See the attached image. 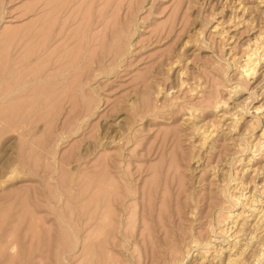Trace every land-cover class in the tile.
Wrapping results in <instances>:
<instances>
[{
	"label": "rangeland",
	"instance_id": "374dc122",
	"mask_svg": "<svg viewBox=\"0 0 264 264\" xmlns=\"http://www.w3.org/2000/svg\"><path fill=\"white\" fill-rule=\"evenodd\" d=\"M237 1L228 43L211 25ZM263 26L256 0H0V264H219L213 219L249 150L215 104L261 125L229 48Z\"/></svg>",
	"mask_w": 264,
	"mask_h": 264
},
{
	"label": "bare ground",
	"instance_id": "6f19581e",
	"mask_svg": "<svg viewBox=\"0 0 264 264\" xmlns=\"http://www.w3.org/2000/svg\"><path fill=\"white\" fill-rule=\"evenodd\" d=\"M256 1L260 7L261 14L264 16V0ZM230 7L231 17L230 20L228 19L229 21L224 19L223 15H217L218 17H215L216 20L211 25L212 31L218 35L220 40L228 41V43H231L234 39V34H231V32L239 25V13L245 9V5L237 1ZM249 24L247 23L248 28L252 30L255 26L251 23ZM256 33L245 43L242 56L235 57L232 49L228 48L229 55L233 59L232 63L234 65L237 64L236 67L241 76L249 80L253 79L254 83L256 82L255 94H257V97L264 99V26ZM56 60L54 61L56 62ZM54 61L53 58L52 60L50 57L48 58L49 67L52 62L54 64ZM51 77L53 79V76ZM52 79L48 80L51 81ZM51 87H49V90ZM232 91H234L235 96H238L237 93L239 91L237 88ZM237 99L235 97L230 104L225 101L222 103L216 102L215 104V109L222 121V130L220 129V131L224 133L233 132L234 134L237 130L240 131L237 133L238 135H234L236 148L241 152H245V149H248L249 152L248 154H243L244 156L240 159L239 166L233 170V177L231 176V179L229 178V181L222 187L224 204L228 203L229 207H224L222 203L217 208V213H214L212 231L215 232L216 237L226 240L227 244L225 246L224 244L223 246L220 245L221 247L218 246L220 248L216 246L218 251H215L216 249L214 251L218 252L217 254L215 253V258L219 264H258V259H260L258 255L264 251V179L261 178V184L255 183L249 189L242 176L246 173H251L260 177L261 172L252 169L251 164L253 163L255 151L264 159V101L253 106L252 112L259 117L258 119L261 122L257 129L256 120L254 117L251 119L246 118L247 115L241 109ZM187 115L188 119L194 120L195 117H193L192 113ZM193 130L195 134H199L202 137L203 143L210 142L217 131L214 128L206 129L199 122L193 125ZM222 180L224 182L225 179ZM217 240L214 239L215 242ZM209 243L211 241L203 243L205 246L208 245L205 247L206 253L212 247ZM241 259H243V263H241Z\"/></svg>",
	"mask_w": 264,
	"mask_h": 264
}]
</instances>
